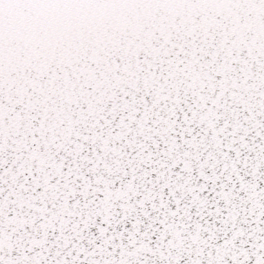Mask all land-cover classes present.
Returning a JSON list of instances; mask_svg holds the SVG:
<instances>
[{"label": "snow or ice", "instance_id": "1", "mask_svg": "<svg viewBox=\"0 0 264 264\" xmlns=\"http://www.w3.org/2000/svg\"><path fill=\"white\" fill-rule=\"evenodd\" d=\"M0 264H264V0H0Z\"/></svg>", "mask_w": 264, "mask_h": 264}]
</instances>
